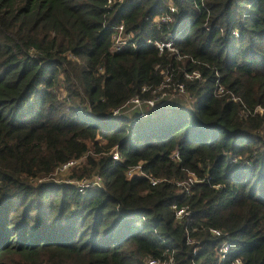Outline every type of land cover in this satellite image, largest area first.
Masks as SVG:
<instances>
[{"label":"trees","instance_id":"trees-1","mask_svg":"<svg viewBox=\"0 0 264 264\" xmlns=\"http://www.w3.org/2000/svg\"><path fill=\"white\" fill-rule=\"evenodd\" d=\"M118 24L131 40L113 53ZM168 36L174 52L144 44ZM179 84L144 118L107 117ZM69 161L101 187L54 183ZM138 164L161 182L126 178ZM209 229L227 259L264 264V0H0V264H216Z\"/></svg>","mask_w":264,"mask_h":264},{"label":"built area","instance_id":"built-area-1","mask_svg":"<svg viewBox=\"0 0 264 264\" xmlns=\"http://www.w3.org/2000/svg\"><path fill=\"white\" fill-rule=\"evenodd\" d=\"M110 2L111 0H107V4H110ZM173 13H175V8L171 4H168L166 11L162 15L155 17L154 21L155 23H165V24L171 23L173 20L172 17ZM130 40H131V35L124 33L122 24L116 25L115 27L112 28V34L110 37V51L113 53L120 52L126 46L130 45ZM172 43H173V39L169 36L166 37L165 40L147 39L144 41L145 45L152 46L154 49L157 50L158 53H162L163 51L174 52ZM131 47L135 49L137 46L131 44ZM185 78L190 81L196 80L199 84L202 83L199 74L196 72H193L189 75H185ZM214 88H216L218 94H221L223 92V89L220 86H218L217 79L214 81ZM145 92H149L148 98H141L140 94H135L123 105L109 110L107 117L117 118L122 115L131 113V114H136L135 116L138 119L144 118L147 115L148 111L161 106L165 101H168L173 97L184 96V89L181 84L177 85L175 93H171V94H168V92L163 91L162 88L156 90H150L147 87L143 86L140 90V93H145ZM230 100L235 101V99L232 97H230ZM110 155L112 161L116 162L119 160V156L115 148H113ZM74 164L75 161L66 162L57 171L59 172L66 171ZM124 174L126 178L138 177V178L146 179L150 184V186H154L157 183L161 182V180L159 179H153L148 177L142 171L140 164L126 168ZM196 182L197 180L195 178L189 176L187 180L181 183H176L175 186L181 188V190H183L186 194H188L189 186ZM71 185H73L77 193L83 194L85 191L89 189L101 187L102 183H101V178L99 176L94 175L91 176L90 178H82L80 180L74 181V183H71ZM171 209L173 210L174 218L177 221H180L189 215V212L186 207L177 208L175 205H172ZM208 232L213 239L218 240L217 244L214 246L215 255L217 256L216 264H242L239 258L227 259V256L229 255L230 252V245L228 243V240H224V239L220 240V238L223 237V234L219 230L209 229ZM184 244L189 247L192 246L191 255L192 256L196 255L198 251L199 243L194 242V240L190 238V236L186 231L184 237ZM144 264H176V263L172 255L168 254L159 258L149 257L145 260Z\"/></svg>","mask_w":264,"mask_h":264},{"label":"rangeland","instance_id":"rangeland-1","mask_svg":"<svg viewBox=\"0 0 264 264\" xmlns=\"http://www.w3.org/2000/svg\"><path fill=\"white\" fill-rule=\"evenodd\" d=\"M132 116L133 114H131L129 117H132ZM69 177H70V173H69V168H68L66 171H63V172H59L56 170L54 174L51 176V179L54 183H57V184L74 183V181H70L71 179Z\"/></svg>","mask_w":264,"mask_h":264}]
</instances>
